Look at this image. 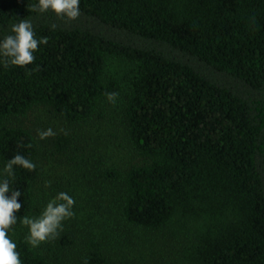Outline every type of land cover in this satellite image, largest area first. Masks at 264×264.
<instances>
[{"label": "trees", "instance_id": "1", "mask_svg": "<svg viewBox=\"0 0 264 264\" xmlns=\"http://www.w3.org/2000/svg\"><path fill=\"white\" fill-rule=\"evenodd\" d=\"M35 2L0 0V36L26 18L48 37L31 64H0V169L17 152L36 164L16 166L11 184L23 264H264V0H80L71 20ZM109 58L131 66L125 93L106 76ZM110 92L134 163L87 162L67 134L52 147L74 175L87 166L88 187L117 184L114 227L137 236L125 244L136 259H120L127 240L115 228L84 231L71 217L32 248L19 218L58 192L43 189L45 158L20 118L44 108L86 125Z\"/></svg>", "mask_w": 264, "mask_h": 264}, {"label": "rangeland", "instance_id": "2", "mask_svg": "<svg viewBox=\"0 0 264 264\" xmlns=\"http://www.w3.org/2000/svg\"><path fill=\"white\" fill-rule=\"evenodd\" d=\"M130 71V64L121 59L109 58L107 61L106 76L116 79L121 84L123 93L127 90ZM122 104V97L114 102L105 103L102 107V119L86 125L70 126L44 108H36L20 118L21 125L38 140L45 158L43 170L46 177L42 183L43 189L47 191L51 187L54 192L66 190L74 198V215L70 219L77 222V227L84 231L95 230L100 233L106 228H115V221H118L115 219L117 211L113 207L112 202L117 198L115 194L118 186L117 184H110L107 190L99 192L93 184L88 187L87 177L91 180L92 177L87 174H92L90 172L87 173V166L84 170L78 167L79 172L74 175L69 167L60 165L61 163L63 164L64 159L54 152L52 143L56 136L67 134L73 138L75 144L84 153L83 158L86 161L91 159V157H100L101 162L105 161L108 164L119 167L129 166L136 161V155L131 151L125 138V131L122 125ZM49 127L52 128L55 135L46 137L43 140L39 139L38 130H44ZM55 181H57L56 185ZM46 182L47 187L45 186ZM73 187L76 188L75 191ZM97 188L99 189V186ZM109 189L110 191L112 189L114 194L110 191L108 192ZM117 231L123 234L127 240L124 241L123 247L121 246L123 254L120 259L128 258V260H133L134 258L135 260L134 254L137 255V252H134L133 246L134 254L131 251L128 252L129 248L126 249L125 244H130V241L134 239L136 241L137 236L129 232L126 226H122ZM143 256L147 261L150 259L149 252H145Z\"/></svg>", "mask_w": 264, "mask_h": 264}, {"label": "clouds", "instance_id": "3", "mask_svg": "<svg viewBox=\"0 0 264 264\" xmlns=\"http://www.w3.org/2000/svg\"><path fill=\"white\" fill-rule=\"evenodd\" d=\"M33 11H52L57 16L76 19L81 15L80 0H36L31 5ZM53 30L56 25H50ZM48 37H37L30 19H19L10 25L7 34L0 36V64L25 66L31 64L39 45L46 44ZM109 101L117 95L107 93ZM39 139L55 135L52 128L38 130ZM16 166L32 171L36 168L34 161L19 152L11 156L0 169V264H23L17 250V242L9 234L12 225L17 223V213L22 207L18 200L19 189L11 186L15 179ZM47 187V182L45 184ZM74 198L67 192L60 191L50 198L38 216L24 215L19 218L20 224L27 228L24 237L26 243L36 248L41 242L58 234L62 221L72 217Z\"/></svg>", "mask_w": 264, "mask_h": 264}]
</instances>
